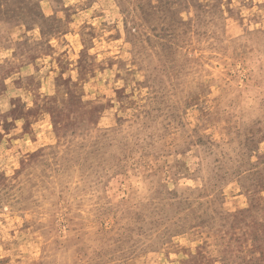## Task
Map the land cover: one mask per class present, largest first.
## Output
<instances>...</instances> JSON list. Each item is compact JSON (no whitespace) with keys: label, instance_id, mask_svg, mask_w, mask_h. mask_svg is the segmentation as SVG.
Here are the masks:
<instances>
[{"label":"rangeland","instance_id":"374dc122","mask_svg":"<svg viewBox=\"0 0 264 264\" xmlns=\"http://www.w3.org/2000/svg\"><path fill=\"white\" fill-rule=\"evenodd\" d=\"M0 264H264V0H0Z\"/></svg>","mask_w":264,"mask_h":264}]
</instances>
